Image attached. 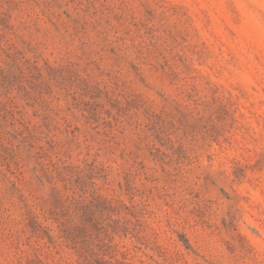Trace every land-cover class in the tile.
Instances as JSON below:
<instances>
[{"label":"rangeland","instance_id":"rangeland-1","mask_svg":"<svg viewBox=\"0 0 264 264\" xmlns=\"http://www.w3.org/2000/svg\"><path fill=\"white\" fill-rule=\"evenodd\" d=\"M0 264H264V0H0Z\"/></svg>","mask_w":264,"mask_h":264},{"label":"trees","instance_id":"trees-1","mask_svg":"<svg viewBox=\"0 0 264 264\" xmlns=\"http://www.w3.org/2000/svg\"><path fill=\"white\" fill-rule=\"evenodd\" d=\"M71 206L64 208L62 213H66L65 209H69ZM75 213L78 215V218L81 220V223L85 225V229L89 230L88 227L92 226L97 228L100 231H112L117 230H127L125 227L120 225L119 220L111 218V214L115 212L114 206L106 199H102L100 196L93 195L92 199L89 201L84 200L81 205L76 206ZM51 215H55L57 222H60V231L64 232L66 235H74V231H78V226H70V222L73 219H68L67 221H62L60 213L57 210H51ZM106 220H109L107 222ZM125 222L124 224H126ZM74 239L75 236L73 237Z\"/></svg>","mask_w":264,"mask_h":264}]
</instances>
